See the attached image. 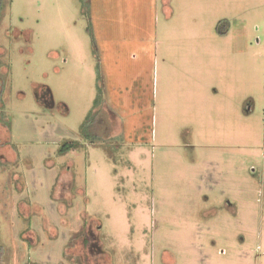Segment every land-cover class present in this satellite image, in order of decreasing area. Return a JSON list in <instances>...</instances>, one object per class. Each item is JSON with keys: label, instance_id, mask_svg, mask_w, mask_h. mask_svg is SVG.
Returning <instances> with one entry per match:
<instances>
[{"label": "rangeland", "instance_id": "374dc122", "mask_svg": "<svg viewBox=\"0 0 264 264\" xmlns=\"http://www.w3.org/2000/svg\"><path fill=\"white\" fill-rule=\"evenodd\" d=\"M5 1L0 264H264V0Z\"/></svg>", "mask_w": 264, "mask_h": 264}, {"label": "trees", "instance_id": "16d2710c", "mask_svg": "<svg viewBox=\"0 0 264 264\" xmlns=\"http://www.w3.org/2000/svg\"><path fill=\"white\" fill-rule=\"evenodd\" d=\"M84 4L86 0H81ZM5 0H0V20L3 16V11L5 9ZM221 24V23H220ZM102 102L101 97V91L98 87V95L96 96L93 104V109L87 114L84 121L80 125L79 131L80 135L84 137V139L89 141H94V139H97V135L94 133V127H95V120H97L98 111L94 110L96 105H99ZM80 146V143L77 140H66L63 143H61L60 147L58 148L57 152L60 155H64L67 152L71 150H76Z\"/></svg>", "mask_w": 264, "mask_h": 264}, {"label": "flooded vegetation", "instance_id": "af4514ba", "mask_svg": "<svg viewBox=\"0 0 264 264\" xmlns=\"http://www.w3.org/2000/svg\"><path fill=\"white\" fill-rule=\"evenodd\" d=\"M41 87L43 89H41ZM36 89V97L39 101L45 102L47 105L52 106L53 100H52V94L48 87L41 86ZM42 90V91H41ZM49 103V104H48Z\"/></svg>", "mask_w": 264, "mask_h": 264}, {"label": "crops", "instance_id": "0c3cea01", "mask_svg": "<svg viewBox=\"0 0 264 264\" xmlns=\"http://www.w3.org/2000/svg\"><path fill=\"white\" fill-rule=\"evenodd\" d=\"M103 96V103L105 104V103H107L108 102V100H107V97H106V93L104 92L103 94H102ZM104 96H105V98H104ZM113 103H114V101H113ZM110 108H108V111L109 112H113V113H117V112H119L120 110H118L117 108H115V105H113L112 106V104L110 103V106H109ZM107 111V110H106ZM122 122V121H121Z\"/></svg>", "mask_w": 264, "mask_h": 264}]
</instances>
